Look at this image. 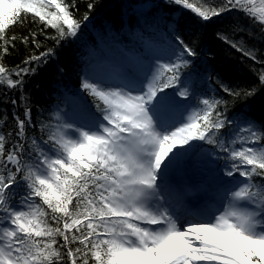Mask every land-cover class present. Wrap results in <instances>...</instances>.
Instances as JSON below:
<instances>
[{"label": "snow or ice", "instance_id": "snow-or-ice-1", "mask_svg": "<svg viewBox=\"0 0 264 264\" xmlns=\"http://www.w3.org/2000/svg\"><path fill=\"white\" fill-rule=\"evenodd\" d=\"M164 5L180 15H159ZM96 7L89 0L78 19L74 0H0V105H11L14 125L0 130V264H264V116L245 111L264 94V67H252L259 85H233L205 76L194 47L197 29L234 11L259 34L239 19L231 31L264 42V0H153L157 14L142 23L159 40L148 54L117 66L93 48L76 64L78 87L57 89L50 115L33 121L28 78L79 37ZM29 16L40 33L9 35ZM47 29L53 46L39 51ZM227 30L216 38L264 65ZM17 39L37 51L9 67ZM7 120L5 108L0 125ZM186 162L207 166L216 206L187 204L171 187L170 172Z\"/></svg>", "mask_w": 264, "mask_h": 264}, {"label": "trees", "instance_id": "trees-1", "mask_svg": "<svg viewBox=\"0 0 264 264\" xmlns=\"http://www.w3.org/2000/svg\"><path fill=\"white\" fill-rule=\"evenodd\" d=\"M74 2L79 5L77 16L79 19L86 11V4L89 0H74ZM148 2L149 6L147 8L138 7ZM152 2L153 0H96L97 7L90 13V19L82 27L79 37L74 41L63 43L57 49L56 56L47 65L41 67L36 75L28 78L27 92L32 106L33 121L45 119L50 115L48 109L56 103L57 89L66 87L75 90L78 87L79 77L76 72V64L81 56H87L93 48L100 50L102 61L104 59L116 61V56L125 55L124 50L121 48L133 47L134 53L137 54L142 42L157 43L159 40L158 33L143 28L142 23L143 18L151 19L157 14V10L151 7ZM191 2L195 4L199 3V0H191ZM160 3L163 4V0H160ZM159 15L171 17L172 15L179 16L180 13L173 14L168 6L164 5L163 11ZM192 18L193 14L184 10V22L190 25ZM238 19L244 27L250 28L256 35L259 34V29L252 26L251 22L244 18L241 13L234 11L231 14H225L220 19H214L213 23L206 28L197 29L200 34L199 41L194 45L197 50V68L205 76L214 72L223 78L225 82H231L233 85H259L257 72L252 71V67H255L258 71L264 65H253L252 61H249L241 53L236 52L216 38L218 30L227 28L226 34L230 38L240 39L243 36L246 47L259 49L257 55L264 58V42L250 38L246 33H233L231 31V25ZM138 20L140 21L139 26ZM106 25L113 27L115 32L119 33L118 42L113 43L109 38L105 28ZM42 27L43 25L39 23H33L31 16H29L22 27L16 26L9 32V35L13 32L18 37L29 35L32 31L40 33ZM160 28L161 30L165 28L163 22H161ZM45 35L51 36L54 33L51 29H47L44 33L38 35L37 39L41 43L39 51L53 46L54 41L46 40ZM10 51L12 54L5 58V63L7 66L12 67L19 64L30 52L37 50L31 43L25 46L17 39L15 49ZM59 69H64V72L61 73ZM204 86L205 88L215 87V85L209 86L207 80H205ZM5 90L0 89V92ZM167 91H171V89ZM212 94L209 92V95ZM215 94L223 95L218 90ZM2 98L0 96V99ZM87 99L91 102L90 97ZM5 108L8 110V120L5 125H0V130L4 131L14 126L10 104L0 105V115H2ZM17 111L22 115V108L17 109ZM245 111L253 112L254 117L259 121L264 116V94H259ZM41 112L43 115H41ZM32 134H39V125H37L34 133H30V135Z\"/></svg>", "mask_w": 264, "mask_h": 264}, {"label": "rangeland", "instance_id": "rangeland-1", "mask_svg": "<svg viewBox=\"0 0 264 264\" xmlns=\"http://www.w3.org/2000/svg\"><path fill=\"white\" fill-rule=\"evenodd\" d=\"M148 6H149V2L146 3V4H143L142 6H138V7H141V8H143V9H145V8H147ZM144 53H147V50H145ZM147 54H148V53H147ZM125 59H126V58H124V59L122 60V61H123L122 63H124ZM212 191H214V190H212Z\"/></svg>", "mask_w": 264, "mask_h": 264}]
</instances>
